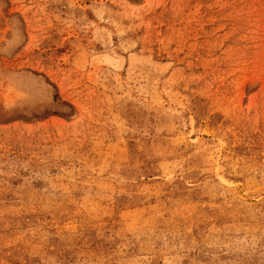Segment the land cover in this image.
Masks as SVG:
<instances>
[{"label":"rangeland","instance_id":"rangeland-1","mask_svg":"<svg viewBox=\"0 0 264 264\" xmlns=\"http://www.w3.org/2000/svg\"><path fill=\"white\" fill-rule=\"evenodd\" d=\"M0 264H264V0H0Z\"/></svg>","mask_w":264,"mask_h":264}]
</instances>
